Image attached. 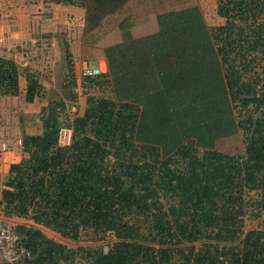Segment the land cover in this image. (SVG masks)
Returning a JSON list of instances; mask_svg holds the SVG:
<instances>
[{
	"label": "trees",
	"instance_id": "1",
	"mask_svg": "<svg viewBox=\"0 0 264 264\" xmlns=\"http://www.w3.org/2000/svg\"><path fill=\"white\" fill-rule=\"evenodd\" d=\"M53 1L81 2L91 34L131 0ZM216 1L218 27L194 6L160 14L158 32L136 39L126 18L123 41L105 49L108 72L82 80L111 97L89 96L68 127L67 106L51 104L43 134L23 137L0 216L32 222L18 226L25 264H264V220L247 228L264 218V0ZM18 77L0 57V94L16 95ZM41 89L31 77L27 100ZM238 133L243 154L215 150Z\"/></svg>",
	"mask_w": 264,
	"mask_h": 264
},
{
	"label": "crops",
	"instance_id": "2",
	"mask_svg": "<svg viewBox=\"0 0 264 264\" xmlns=\"http://www.w3.org/2000/svg\"><path fill=\"white\" fill-rule=\"evenodd\" d=\"M155 1L131 0L100 29L86 34V9L81 2L64 5L53 0H0V57L15 61L19 70L18 93L0 94V199L11 166L27 158L23 137L43 134L48 106L75 103L78 114H84L87 99L95 90L88 92L83 86L80 62L100 65L107 73L105 49L123 41L120 24L128 17L136 23L133 38L158 32L160 14H156ZM71 65L75 82L69 76ZM31 77L42 89L29 102ZM64 119L71 117L64 112ZM4 147L7 150L3 151ZM26 225L33 224L29 221Z\"/></svg>",
	"mask_w": 264,
	"mask_h": 264
},
{
	"label": "rangeland",
	"instance_id": "3",
	"mask_svg": "<svg viewBox=\"0 0 264 264\" xmlns=\"http://www.w3.org/2000/svg\"><path fill=\"white\" fill-rule=\"evenodd\" d=\"M156 3H154V8L156 9V14L164 13V12H171V11H180L192 8L194 6H198L203 14L204 20L206 24L209 27H218L225 24V20L223 18H220L217 13V1L216 0H202L201 2L197 0H156ZM156 5V6H155ZM158 23V22H157ZM158 29V25H157ZM96 92V93H95ZM92 92V97L96 98H110L111 97V91L109 89H106L105 91ZM76 112L78 113V107L76 109ZM71 119H73V114L69 115ZM63 124L68 127L70 125V122L68 120L64 119ZM66 127V128H67ZM215 150L224 154L228 155H241L245 151V143H244V136L242 133H238L232 137H228L222 140H219L215 145ZM255 196V195H254ZM18 226L25 225L29 221L27 220H21V219H12ZM264 220V218L260 219H253L249 220L247 223L248 230H253L261 227V223ZM45 231V234L53 238L59 242L66 243L70 247H78L80 245L85 246H93L94 244H87V243H76L71 242L68 240H65L61 238L58 234H55L53 232ZM111 239L112 237L109 236ZM108 243V242H100L99 245Z\"/></svg>",
	"mask_w": 264,
	"mask_h": 264
},
{
	"label": "built area",
	"instance_id": "4",
	"mask_svg": "<svg viewBox=\"0 0 264 264\" xmlns=\"http://www.w3.org/2000/svg\"><path fill=\"white\" fill-rule=\"evenodd\" d=\"M80 63L82 65L80 71L82 80L89 81L106 74L100 65L92 66L85 61ZM76 109V104L72 103L66 107L65 114H74ZM71 138L72 130L62 127L59 137L60 145H69ZM4 149L7 150L6 147L3 148V151ZM31 259L30 251L23 246L22 235L18 230V225L12 219L0 216V264H25Z\"/></svg>",
	"mask_w": 264,
	"mask_h": 264
}]
</instances>
